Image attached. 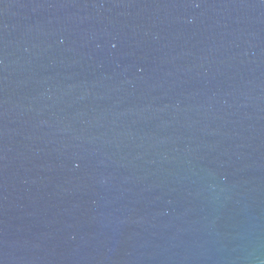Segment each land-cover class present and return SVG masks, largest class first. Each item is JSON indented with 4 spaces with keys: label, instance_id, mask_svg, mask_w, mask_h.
<instances>
[{
    "label": "water",
    "instance_id": "95a60500",
    "mask_svg": "<svg viewBox=\"0 0 264 264\" xmlns=\"http://www.w3.org/2000/svg\"><path fill=\"white\" fill-rule=\"evenodd\" d=\"M0 264H264V0H0Z\"/></svg>",
    "mask_w": 264,
    "mask_h": 264
}]
</instances>
